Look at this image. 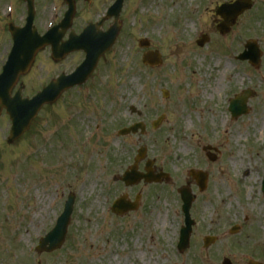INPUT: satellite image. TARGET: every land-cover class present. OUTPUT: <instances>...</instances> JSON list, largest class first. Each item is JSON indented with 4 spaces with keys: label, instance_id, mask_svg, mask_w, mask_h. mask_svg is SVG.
I'll return each instance as SVG.
<instances>
[{
    "label": "rangeland",
    "instance_id": "obj_1",
    "mask_svg": "<svg viewBox=\"0 0 264 264\" xmlns=\"http://www.w3.org/2000/svg\"><path fill=\"white\" fill-rule=\"evenodd\" d=\"M111 1L89 5L77 0L76 21L97 19ZM232 1L125 0L118 40L85 86L44 108L13 144L6 142L11 122L7 115L0 118V264H198L193 244L187 255L178 256L175 249L184 222L178 190L185 185L195 196L192 214L207 229L197 234L217 231L212 224L219 220V228L227 229L245 213L264 235V0H253L252 10L221 36L214 6ZM15 2L10 20L22 25L27 8ZM58 2L65 11L63 0ZM8 3L3 1L0 17L12 8ZM51 9V0H37L40 33ZM203 34L210 41L200 48L196 42ZM144 38L162 54L161 67L142 64L145 50L139 40ZM249 40L262 52L259 68L236 59ZM7 47L0 46V70ZM40 62L20 78L24 97L57 73L48 61ZM162 89L170 91L169 99ZM245 89L253 90L249 113L232 120L230 100ZM131 106L143 112L141 119L132 115ZM162 114L165 122L153 130L151 123ZM138 120L148 126L145 135L117 136V130ZM207 145L219 149L216 163L207 160ZM140 146H147L157 173L167 172L169 178L126 188L118 176L133 164ZM190 169L209 173L205 192L189 177ZM70 193L76 201L62 248L38 254L39 239L54 227ZM124 193L132 201L141 194V207L115 216L112 202Z\"/></svg>",
    "mask_w": 264,
    "mask_h": 264
},
{
    "label": "water",
    "instance_id": "obj_2",
    "mask_svg": "<svg viewBox=\"0 0 264 264\" xmlns=\"http://www.w3.org/2000/svg\"><path fill=\"white\" fill-rule=\"evenodd\" d=\"M121 3L122 0H120V5L117 7L116 10V17L118 19L121 9ZM31 4V3H30ZM232 8V7H231ZM230 9V8H228ZM238 13L232 12L231 14L225 16L226 22L221 27V31L223 33L227 32L230 27V22L234 23ZM30 18L29 24L27 29L24 32V35H20L18 38V42L20 44V47L18 48V55L12 56L9 59V62L7 66L5 67L4 74L0 77V100L2 102V106L7 109V112L10 114L11 119L13 121V128H12V138L11 140L19 137L24 131H26L30 125L31 120L35 117L39 109L47 102H53L55 101L59 95L67 88L72 87L76 84H81L86 81L87 77L90 75V73L93 71L97 60L99 57L114 43L119 27H113L110 31L111 33L107 34V36H104L102 33H96L89 31L90 36L93 38L92 42L93 45L91 47H84L83 48L91 54L92 57H95L96 60L91 65L92 67L88 70L84 71L78 79H61L57 82H53L49 88H47L43 93L39 94L34 100L28 101L23 100L21 97V89L16 94L14 98H10V90L17 82L18 76L21 73H25L28 68L30 67L31 63L33 62L34 55L40 47L44 46L46 43H48L47 40L38 38L35 36L33 31H30V26L33 20V13L32 10L30 11ZM92 29V27H91ZM19 34H16V38ZM102 45L100 50H96V47L98 45ZM203 44V43H201ZM143 46L147 45V42H142ZM82 48V49H83ZM257 60L259 59V53L257 55ZM243 59V58H242ZM254 61V60H253ZM145 63H150L151 65L158 64L159 62L152 57L151 54H147L144 59ZM248 96H245V101L247 100ZM244 101V103H245ZM243 112H238L237 115L246 113L247 109L246 106L241 109ZM158 124H155V127H157ZM144 131V127H141ZM138 129V126H136L135 129H128L126 132L129 133L130 131L136 132ZM145 154V149L142 148L140 150V156L137 158V162L142 158ZM149 171V170H148ZM144 175L139 174L136 172V165L132 168V172H129L127 174V181L128 184H135L137 183ZM147 181H152L154 179L152 173L150 172L148 175L145 176ZM184 197H186V194L188 195V191L184 190ZM125 204H119L116 208V211L123 212L125 209ZM71 209V207L69 208ZM68 219V217H67ZM67 220L65 221V223ZM64 230H57L59 235V243L54 245L50 241H52V238L49 236L43 243V245L39 248V251L42 249H46L48 251L54 250L58 247H60L62 240H63V233ZM50 243L51 246L49 248H46V244Z\"/></svg>",
    "mask_w": 264,
    "mask_h": 264
},
{
    "label": "flooded vegetation",
    "instance_id": "obj_3",
    "mask_svg": "<svg viewBox=\"0 0 264 264\" xmlns=\"http://www.w3.org/2000/svg\"><path fill=\"white\" fill-rule=\"evenodd\" d=\"M196 226L198 222H195ZM251 235H245L238 238L236 241H233L230 245V250L234 251L232 256L228 257L229 264H250V262L262 263L261 259L264 258V252H262V247H259L261 250H258L251 245L250 240ZM215 244L208 247L207 251L215 248ZM214 253V251H213ZM218 258V255H214ZM263 264V263H262Z\"/></svg>",
    "mask_w": 264,
    "mask_h": 264
},
{
    "label": "bare ground",
    "instance_id": "obj_4",
    "mask_svg": "<svg viewBox=\"0 0 264 264\" xmlns=\"http://www.w3.org/2000/svg\"><path fill=\"white\" fill-rule=\"evenodd\" d=\"M221 88L220 87H218V90H220ZM218 90H216L215 92H218ZM263 94H264V92H263ZM240 137V136H239ZM186 149V148H185Z\"/></svg>",
    "mask_w": 264,
    "mask_h": 264
}]
</instances>
